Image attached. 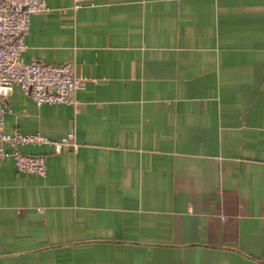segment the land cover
<instances>
[{
  "label": "crops",
  "instance_id": "1",
  "mask_svg": "<svg viewBox=\"0 0 264 264\" xmlns=\"http://www.w3.org/2000/svg\"><path fill=\"white\" fill-rule=\"evenodd\" d=\"M46 2L22 56L79 110L14 85L3 130L74 145L0 161V264H264V0Z\"/></svg>",
  "mask_w": 264,
  "mask_h": 264
},
{
  "label": "built area",
  "instance_id": "2",
  "mask_svg": "<svg viewBox=\"0 0 264 264\" xmlns=\"http://www.w3.org/2000/svg\"><path fill=\"white\" fill-rule=\"evenodd\" d=\"M80 5L76 1L74 8ZM48 11L46 0H0V161L11 157L17 171L41 177L47 172L46 157L23 154L18 147L47 144L58 153L64 146L74 145V133L51 140L38 133L4 132L3 126L5 116L12 113L5 100L14 85H18L37 106L65 104L73 106L75 113L79 110L75 94L82 81L75 75L72 63L49 65L40 60L26 62L22 56L31 16ZM6 145L11 148L10 152L6 150Z\"/></svg>",
  "mask_w": 264,
  "mask_h": 264
}]
</instances>
